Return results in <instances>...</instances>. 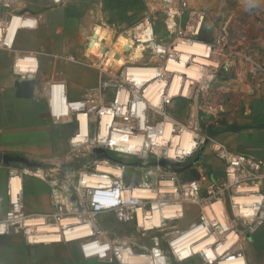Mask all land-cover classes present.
Here are the masks:
<instances>
[{
	"label": "crops",
	"instance_id": "0c3cea01",
	"mask_svg": "<svg viewBox=\"0 0 264 264\" xmlns=\"http://www.w3.org/2000/svg\"><path fill=\"white\" fill-rule=\"evenodd\" d=\"M99 1L63 0L56 4L53 0H23V7L26 8L21 11H28L36 24L33 28H19L22 22L15 15L6 37L11 42L15 36L13 49L0 50V152L22 155L39 165L45 160L67 158L71 154L67 153L68 137L74 126L71 121H59L53 111L55 114H70L63 90L68 99L77 100L90 94L100 82L101 73L82 58L85 39L93 25L92 19L101 12L96 9ZM100 4L104 7L103 16L106 13V20L119 29L127 28L135 16L143 13L137 6L135 14L130 16L129 0H103ZM201 7H204L206 17L197 36L200 41L216 43L219 36L226 32L231 18L225 21L226 16L242 7L249 10L259 34L247 42L241 43L239 40L236 51L231 49L234 41L218 44L223 47L222 51L228 55V60L214 59L218 61V67L213 68L217 76L211 82L208 96L200 98L201 103L209 101L210 105L220 104V107L210 106L211 109L228 111L226 117L229 124L252 126L223 132L210 139L204 159L197 169L210 178L220 179L224 175L226 161L218 156L214 144L220 146L219 151L224 149L264 159V128L256 127L264 123V0H206ZM87 47L88 44L85 53ZM25 52H35L39 64V82L31 96L19 95L14 86L13 64L17 55ZM53 78L57 82L53 84L50 95L43 90L41 82ZM174 101L187 102L188 99L182 97V100ZM72 107L81 109L83 104L73 102ZM83 116L80 114V120ZM20 166H0V180L3 178V169L7 172L6 194L9 171L21 169ZM175 174L182 182L197 179L190 170L182 173L175 171ZM0 193L3 196L2 208L6 211L8 197L5 198L1 190ZM23 203L30 213L48 212V185L24 175ZM77 234L80 233L70 236ZM87 246L82 241L28 244L21 236L1 238L0 264H120L114 258H102ZM247 258L254 264H264V251L258 256L254 248H250ZM200 262L199 258L193 257L174 264Z\"/></svg>",
	"mask_w": 264,
	"mask_h": 264
},
{
	"label": "built area",
	"instance_id": "2783aa9c",
	"mask_svg": "<svg viewBox=\"0 0 264 264\" xmlns=\"http://www.w3.org/2000/svg\"><path fill=\"white\" fill-rule=\"evenodd\" d=\"M54 3L60 4L63 0H53ZM202 12V11H201ZM194 11L191 16L189 24L191 25V35H197L201 30L202 24L205 19V14L202 12ZM171 14L177 15V10H171ZM22 15H16L20 18L22 25L19 28H33L35 27L36 20L30 15L28 16L27 13H21ZM15 15L12 16L11 21L13 20ZM5 20L4 14L0 11V34L2 35V40L0 41V50L1 49H13V43L15 36L13 37L12 41H7V33L9 30V25ZM151 25V23L147 24ZM144 23H141V26H147ZM152 26V25H151ZM18 28V29H19ZM153 28V27H152ZM193 28V29H192ZM17 29V30H18ZM195 29V30H194ZM154 33V31H153ZM16 35V34H15ZM137 37V36H136ZM155 37V35H154ZM138 41L140 38L137 37ZM186 40H196L194 37L186 36ZM184 40V39H183ZM154 41H158V44L163 45L162 40L159 38L154 39ZM151 42V41H148ZM145 41V43H148ZM179 42V41H178ZM178 42L171 43V51L168 53L167 47L164 46V49L155 52L158 54V57L164 58L166 57L165 64H158L157 68L160 69L161 76L167 77L169 79V83L176 75V71H169L167 66V61L170 59V53L176 52V44ZM220 42H225L224 37H219L217 42H208L209 48L215 50L216 48L220 47L218 44ZM176 43V44H175ZM223 47H220L222 50ZM24 59L26 58H33L37 59V55L35 52H25L22 53ZM208 64H203L202 67V76L199 79H193L189 77L187 74H183L186 80L190 83V90L187 94H180L178 97L189 98L190 92L199 94L201 97H205L209 87L211 85L212 80L217 76V73L214 72L210 79H204V71H206V67ZM17 58L13 64V72L15 81H27V80H35L36 84L39 82L37 75L39 64L35 70H30L28 73L17 72ZM218 67V66H216ZM215 67V68H216ZM127 68L124 70V76L128 82L125 86H122L118 91L117 95L119 97V105L115 107L121 109L122 116L124 122L118 123L116 120V113L115 110L111 107H107L108 105H99L97 101H99L98 95H92L85 99H77L71 100L68 99L66 96L65 90H63V98L66 102V106L69 111L72 113L79 114V109H75L72 107L73 102H82L83 107L81 110L88 115H92V110L96 107L101 108L99 115L102 117L105 111L109 109H113V119L112 123L108 124V128L115 129V128H123L126 133L134 134L139 133L146 135V138H151L152 132H161V125H163L167 120H172V117L165 113L154 119L150 117L151 112L155 110H160L164 108L165 104L170 103L173 99L168 95L167 97V83L166 86L161 90V94L163 95V106H155L151 104V102L144 97V90L145 86L138 87L137 83L134 79H130L128 77ZM162 71V73H161ZM42 81L41 84L43 85V90L51 95V88L57 80L53 81ZM61 84V82H58ZM125 83V82H124ZM35 84V86H36ZM49 84V85H48ZM64 88V85L61 84ZM125 94V99H120V97ZM165 96V98H164ZM117 97V99H118ZM177 98V97H175ZM145 102L146 105L143 107L142 112L138 111V103ZM203 105V104H202ZM132 108V113L128 112L129 108ZM202 110V108H200ZM81 111V112H82ZM217 111L214 109V112ZM120 112V113H121ZM53 114L57 116H63V119L66 118V114ZM217 115V114H216ZM200 119L198 118L197 123L200 126ZM100 124V122H99ZM174 126V133L176 135H180L182 132V128L179 123L173 121ZM100 131V129H99ZM78 131L73 134L70 138L69 143L73 150L78 149L79 151H71L72 159L73 157L80 156V147L82 145L87 144L90 140L84 142H75V135H77ZM100 133V132H99ZM97 134L94 141H92V145L98 147L100 145L104 146L105 149L109 151H113L112 145L102 144L100 139L98 138L100 134ZM89 137V135H88ZM90 139V138H89ZM199 140V139H198ZM204 138L198 142L197 146L193 149L192 152H184L182 155H178L175 158H171L166 154V150L161 154L157 153V149H154V144L151 142V148H147L146 154H130L131 156H137L142 160H148L150 158H156L159 162L161 158L176 161L180 164L184 163L187 159L191 158L197 149L199 148L200 144L204 142ZM228 152V151H227ZM232 153V152H229ZM217 154L220 158L226 161V168L224 170V175L220 179L210 178L207 182L206 192L202 196V181L205 180L207 174L198 172L199 178L192 179L181 183L175 171H173L170 167H165V176L170 178L172 181L171 186L164 187L162 185L163 181L158 183H154L151 181V172L144 171L142 175L141 181L139 183L135 182H126L125 181V167L122 166V173L116 174L114 172H110L107 170H101L98 168L97 161H92L91 163L88 162L86 166H78L76 168L68 166L69 161L62 162L61 164H54L53 169L51 170L50 175L48 174L47 177L41 178L43 179L49 187L50 190V210L45 213H30L28 212L23 203V189L21 190V195H19L16 199L13 198L11 194V182L15 176L20 175L23 182L24 175H30L29 172L25 170V168H14L9 171L8 176V188H7V195H8V209L3 211L2 203H3V196L0 193V240L1 238H12L15 236H21L24 241L28 244H38V243H51V242H40L37 239H33L32 236L39 233V226L35 225L32 226L29 224V221L40 216L45 220L47 223L57 226L58 232L65 233L66 228H75L74 225L76 224H84L90 223L91 220H95L93 216L101 212H111L113 211L118 219L123 223H132L135 222L137 224V228L142 232L147 231H158L163 225L167 223L169 220H176L183 216H174L172 218H164L162 222L155 223L153 220V215L155 209H162L166 205H174L178 202L182 201V207L184 202H192V203H201L202 205H209L210 202H214L217 199L223 200L226 205L227 216L224 217V222H220L217 218L211 219L206 213L205 215L201 216V223L198 224L203 227V230L206 232L213 231L217 235V242L215 244L219 245L225 238L230 234V232L238 233L241 236V240L231 246L230 249L227 250L226 255L230 253H234L235 255L244 256L246 259L247 264H254V262L250 261L247 258V250L253 248L252 240L249 239V236H253L255 233L259 232L261 228L264 226V159L257 158L254 156H250L247 154L242 153H232L231 155H224L221 151H217ZM129 155V156H130ZM29 169V168H28ZM30 169H34L31 168ZM146 169H148L146 167ZM91 175V177L96 178L95 183L94 181H90L86 179V175ZM35 176V175H33ZM136 185L144 186L149 188L150 190L154 191V193L148 196H134L133 194L125 197V192L130 193ZM98 192L107 193L111 196L116 198V202L113 205H105L103 202L98 200L97 194ZM240 197H256L254 200L249 201H239L238 198ZM74 219L71 223H64L67 219ZM217 219V221H216ZM142 221L149 223V226L144 225ZM211 222L210 225H205L208 222ZM197 226V225H196ZM210 226V227H209ZM94 230L88 236H81L75 238L73 240H69L67 238H62L57 242H70V241H77L82 240V242H88L86 238L93 235ZM98 232V231H97ZM190 232V231H189ZM206 234V233H205ZM56 242V241H53ZM243 242H246L245 245ZM154 243L158 244L159 241L157 238L154 239ZM173 242L171 243L173 249ZM158 247L156 251L153 248ZM126 251L132 255V250L130 248H122L118 250H111L110 254L105 250L104 253H98L101 255L102 258H114L120 264H131V262L125 261L123 258L122 253ZM109 255H108V254ZM150 255L156 256L159 255L164 259V262L161 263L157 261L152 264H165L166 260L169 258L164 253L162 247L153 246L150 249ZM197 254H192L187 258L183 259L177 255V252L173 249V257L174 261L176 262H183L187 259L195 257ZM201 257L200 264H210L206 261L205 257L202 254H198Z\"/></svg>",
	"mask_w": 264,
	"mask_h": 264
},
{
	"label": "rangeland",
	"instance_id": "374dc122",
	"mask_svg": "<svg viewBox=\"0 0 264 264\" xmlns=\"http://www.w3.org/2000/svg\"><path fill=\"white\" fill-rule=\"evenodd\" d=\"M102 1L103 0L99 1L98 6L96 8L98 11H101L100 15L98 16L96 14V16L92 19V23H93L92 28L88 33V35L86 34L87 36L85 39L84 52L82 56V58H85L88 61L90 67L98 70L102 76L100 77V82L97 84L96 89L92 90L90 94H88L87 96L81 99L88 98L92 95H98L99 101H97V104H99L100 106L108 105L107 107L113 108L116 113V120L118 121V123H121L124 122L121 109L115 107L114 105L115 104L116 106L119 105L118 103L119 97L117 96L119 95L118 91L122 86H125V84L128 82V80H126L124 76L123 73L124 70L130 66L131 68L140 67L136 65L158 66V64H165L167 60L166 57L164 58L158 57V54L154 51L152 47L149 46V43H146V46L143 44H138L137 50L131 52L130 54L124 55L121 52V50L118 48L119 43L125 39L123 36H127V37L131 36L134 38V40L137 43H139L136 37L137 36L136 29L141 25V23H144V25L151 23L155 37L159 38L160 40L163 41V43H165L164 46L167 47L169 53L171 51V47H170L171 43L173 44L174 42L182 41L183 39L186 38V36L194 37L197 39V36L200 34L201 30L197 35L195 36L191 35L192 34L191 27L187 25L190 19L192 18L191 14L194 11H198V12L202 11L205 14V9L204 7H201V5L206 0H129L130 16H133L135 14L137 6L139 10L140 9L143 10L142 11L143 13H141L138 17L135 16L127 28H120V29L117 28L115 25L111 24L110 22H108V20H106L105 18L106 13L103 16L104 7H102L100 4V2ZM189 2H191L190 5ZM23 5H24L23 0H0V11L4 14L7 24H9L13 15H22L21 13H27L28 16L31 15L28 11H23V10L21 11L22 8H26L23 7ZM171 10H177L178 14L177 15L171 14L170 13ZM234 14H229L228 16H226L225 21H227L230 17L231 18L228 21L229 23L226 27V32L224 31L219 37H224L225 42L227 43H229L230 40L235 41L231 49L233 51H236L235 48L239 46V40L241 41V43L247 42L251 40V38L254 35H259V34L257 32L258 29L255 20L249 16V10L246 7L237 9V11ZM96 29L102 30L103 32L102 35L104 36L105 40H103V43L98 42L97 47L94 48L93 46H91V44L89 45V42L91 36L96 35L94 33L96 32ZM239 35L241 36V38L239 37ZM156 43L158 44V41H156ZM87 44L88 47L86 48V53H85V47L87 46ZM103 47L105 48L104 50L105 54L101 55L100 52L103 51ZM115 56L118 57L117 60H113ZM211 56L212 57L210 58V61H208L209 64L206 67L207 70L204 71L203 74L204 79L211 77V75L215 72L213 68L217 66L218 61H214V59L219 58L221 60L222 59L228 60V55L224 54V52L220 50V47L214 50ZM24 57L27 56H24L22 53L21 54L19 53L17 55V62L19 59H24ZM121 59H124L126 61L125 65L118 63L120 62ZM111 65L113 66L108 67ZM53 79L57 80L56 78ZM48 81H50L49 82L50 84L51 80ZM206 96H208V94H206ZM200 98L201 96L199 94L197 95V93H193V91L190 92L189 98H187L188 99L187 102L174 101L175 99L182 100V97L173 98L170 103L165 104L164 108L151 112L150 117L156 119L162 116L166 112L172 117V120L179 123L181 127L185 126L197 132L199 134L198 136L199 141H201L203 138L206 140L208 138L207 132L204 129H202V127H199L197 123V120L200 117V112H201L200 108H202V106H205V104L209 106H218V107H220V104L217 103V105H214V103H211L210 105L208 104L210 103L209 101H205L204 103H201L200 100L202 99ZM210 101L212 102L213 99ZM132 110L133 109L130 107L128 109V112L132 113ZM100 111L101 108L96 107L94 113L92 110L91 113L92 115H88L90 119V123H89L90 142H88L85 145H82L80 147L81 149L80 156L73 157V159H70V155L72 154L71 151L77 152L79 150L78 149L73 150V148H71L70 146L69 140L73 136V134L79 130V120H78L77 112L72 113L71 111H69L70 114L67 113L66 115L68 116L64 119L63 116H57L56 118L59 121H71L70 123L74 126V130L68 137L67 153H71V154L67 158L45 160L42 162L43 165L40 164L34 169L44 168L46 169L47 174L50 175L51 170L54 167L53 165L59 163L61 164L64 161H69L68 166L74 168L78 166H86L88 162L91 163L92 161H97L98 168L102 162L117 167L124 166L125 167L124 176L126 182H135V183L142 182L141 178L142 175L144 174V171H149V170L152 176L151 181H153L154 183H158L163 180H170V178L165 176L166 170L164 166L159 164L160 161L167 159L161 158L159 162L156 158L142 160L137 156L117 154L113 151H109L105 149V147L102 145L98 147L93 146L91 140L95 142L94 139L95 137H97V134L99 133V129H100V124H99L101 117L99 115ZM178 114H180V117H178ZM217 118L219 119L220 117L217 116ZM80 121H81V131L85 132L86 130H88V123L86 121V117L83 116ZM211 124L217 125L216 128H221L216 121H212ZM205 140L200 144L195 154L191 158L187 159L184 163L180 164L179 162L176 161H170V160L168 161L176 164H180L178 165L180 167L186 165L188 162L192 161L196 157L200 148L205 144ZM207 146L208 144L206 145V148ZM97 149H99L100 151H96ZM104 151L107 152L112 158L108 157ZM139 161L144 163H150V162H158V163L151 164L149 166H140L134 164L135 162H139ZM17 165L20 166L21 164H17ZM197 166L198 164L196 165V167ZM20 167L23 169L25 167L30 169V167L23 164ZM146 167L148 169H146ZM28 174L30 175H26V176H28L29 178L36 179L37 181L46 184V182L43 179L37 176H33L31 172H29ZM6 176H7V172L5 169H3V178L2 180H0V190L3 191V195L5 196V198L8 197L6 194ZM209 179L210 177L207 175L205 180L203 179L201 183L202 196L206 192V186ZM180 182L183 183L182 181ZM212 202H210L209 204H211ZM205 207L206 206L202 205L201 203L184 202L182 217L176 220L167 221V223L163 225L158 231L151 230L147 232L140 231L137 228V224L135 222L123 223L118 219V217L113 211L101 212L96 216H93L95 221L99 225V231L98 232L95 231L93 235L86 238L88 241L87 248L93 249L98 253L99 252L104 253V251L106 250L109 254L111 250L119 251L122 248L124 249L130 248L134 256L137 251L140 253L139 255L142 254L150 255L151 247L159 245L164 250L166 256L169 257L165 261L166 262L165 264L179 263L174 261L173 249L171 243L175 239L191 231L196 225L201 223V216L205 215ZM155 238L158 239L159 241L158 244L154 243ZM77 241H82V240H77ZM243 243L247 245L246 242ZM122 255H124L125 261L130 262L132 260L131 262H134V260L131 259L132 255L129 254L130 257L129 258L126 257L127 256L126 251H124ZM195 257L199 258L200 261H202L200 255L197 254Z\"/></svg>",
	"mask_w": 264,
	"mask_h": 264
},
{
	"label": "bare ground",
	"instance_id": "6f19581e",
	"mask_svg": "<svg viewBox=\"0 0 264 264\" xmlns=\"http://www.w3.org/2000/svg\"><path fill=\"white\" fill-rule=\"evenodd\" d=\"M189 26L192 27L189 24ZM193 29V28H192ZM195 30V29H194ZM137 37L140 38L139 43H137L133 37L123 36L125 39L119 43L118 48L121 52L126 55L130 54L131 52L137 50L138 44H143L146 46V42L149 43V46L152 47L156 52H159L164 49L163 45L157 44L154 39L153 28L151 25L147 26H139L136 29ZM96 35H92L89 45L93 46L94 48L97 47L98 42H102L105 40L104 36L102 35L103 32L100 29H96L94 32ZM2 40V35L0 34V41ZM208 42H203L198 39H184L179 41L176 44V52L170 53L171 57L167 61V66L169 71H176V75L173 80L170 81L167 77L161 76L160 69L157 68L156 65L150 66H142L136 65L140 67H133L127 68L128 77L130 79H134L137 83L138 87L145 86L144 90V97L145 100L148 99L151 104L155 106H163V95L161 94V90L166 86L167 97L168 95L172 98L178 97L180 94H187L190 90V83L183 74H187L189 77L193 79H199L202 74V67L203 64H209L210 58L212 57L211 54L214 50L210 49ZM116 44V43H115ZM217 49V48H216ZM215 49V50H216ZM105 48L103 47V51L100 52L101 55L105 54ZM121 53V54H122ZM215 54V53H214ZM117 56L113 58V60H117ZM133 59V58H132ZM137 60V59H135ZM106 62V61H105ZM115 63V62H114ZM113 63V65H114ZM119 64L125 65L126 61L121 59ZM108 66V67H112ZM38 66L36 59L33 58H26V59H19L17 62L16 70L17 72L28 73L30 70H35ZM134 66V65H132ZM162 73V71H161ZM210 79V77L208 78ZM126 95L123 94L120 99H125ZM165 98V96H164ZM146 105L145 102H139L137 105V109L139 112H142L143 107ZM202 106V105H201ZM214 109L217 111L214 112ZM211 109L210 106H202V110L205 115L203 116V121L206 124L211 123L210 118L214 115V118H217L218 112H221V108H214ZM78 120H79V130L77 135H75L74 141L77 142H86L89 139V131H90V119L88 114L83 112L79 109ZM82 111V112H81ZM113 109H109L104 112L102 117H100V135L99 139L102 144L112 145V149L115 153L121 155H130V154H146L147 148H151V142L154 144V149H157V153L161 154L164 149L166 150V154L171 157L175 158L178 155L184 154V152H192L193 149L197 146L199 140V134L187 127L182 128V132L180 135H176L173 129V120H167L163 125H161V132H152L151 138H146V135L139 134V133H126L123 128H115L111 129L108 128V124L112 123L113 119ZM80 114H84L86 117V121L88 123V130L85 132L81 131L80 127ZM216 121V119H215ZM216 150L220 149L219 145H213ZM221 153L224 155H231L232 153L227 152L226 150L222 149ZM101 170H107L110 172H114L116 174L122 173V167H117L114 165L106 164L102 162L99 165ZM25 170L31 172L33 175L39 178L47 177L46 169L39 168V169H28L27 167ZM86 179L90 180L91 182L94 181L96 178L91 177V175H86ZM172 181L170 180H163L162 185L167 188V186L172 185ZM23 189V182L20 175L15 176L11 182V194L14 199H16L19 195H21V190ZM154 193V191L146 188L144 186L136 185L134 189L127 193L125 192V197L128 198L129 194L134 196H148ZM98 200L103 202L105 205H113L116 202V198L111 196L107 193L98 192L97 194ZM256 197H240L238 198L239 201H249L254 200ZM183 211L182 201L178 202L174 205H166L162 209H155L153 220L155 223L162 222L164 218H172L174 216H181ZM205 213L213 219L217 218L220 222L225 223L224 217L227 216L226 205L221 199H217L216 201L212 202L211 204L205 207ZM216 219V221H217ZM74 219H67L64 223H71ZM144 225L149 226L150 224L142 221ZM210 221L205 225H210ZM29 224L32 226L38 225L39 226V233L32 236L33 239H37L40 242H53L61 240L62 238H67L69 240H73L75 238L81 236H88L94 230L99 231V225L95 220H91L90 223L84 224H76L74 225L75 228H66L65 233L63 230L58 232V227L47 223L43 220L42 217L38 216L29 221ZM210 227V226H209ZM87 230V232H82ZM73 233H80L77 235L70 234ZM206 233V234H205ZM241 240V236L238 233L230 232V234L223 240L219 245H216L217 242V235L211 231L206 232L203 230V227L200 225L195 226L190 232L185 233L184 235L178 237L173 241V249L177 252L179 257L185 259L192 254H202L205 257L206 261L210 264H247L245 257L235 255L234 253H230L226 255L228 249L231 248L234 244L238 243ZM158 247L153 248L154 251L157 250ZM126 257L129 258V252H126ZM125 257V258H126ZM124 258V255H123ZM131 259L134 262L131 264H152L154 262L160 261L161 263L164 262V259L159 255L152 256L146 254H135Z\"/></svg>",
	"mask_w": 264,
	"mask_h": 264
},
{
	"label": "water",
	"instance_id": "95a60500",
	"mask_svg": "<svg viewBox=\"0 0 264 264\" xmlns=\"http://www.w3.org/2000/svg\"><path fill=\"white\" fill-rule=\"evenodd\" d=\"M239 37L241 38L240 35H239ZM234 43H235V41H234ZM35 84H36L35 80H27V81H22V82L15 81L14 82V86L16 87V90H17L18 94L21 96L22 95H30V96L33 95ZM228 113L229 112L226 110H222L221 112H218L217 116L220 117L219 119L214 118V115H212V117L210 118L211 122L215 121V119H216L217 124L221 127V128H216L217 125L211 124V123L206 126V124L203 121V116L205 115V113L203 111H201L200 112V117H201L200 124H201L202 129H204L207 132L208 138L205 140V144L200 148L196 157L192 161L188 162L186 165H184L182 167L178 166L180 164H176V163L170 162L168 160H162L159 162V164L162 166H165V167H170L178 173H182V172H186V171L190 170L191 172H193V174L196 176V178H199V174H198V170H197L196 165L200 164L203 161L206 145L209 143L211 138H214L215 136H217L218 134H221L223 132H228V131L234 132V131H238V130L247 129V128L252 127L249 124H246V125L229 124L227 117H226L228 115ZM256 127L264 128V123L260 124ZM96 151H100V150L97 149ZM105 153L108 157H111L107 152H105ZM156 163H158V162L144 163V162L139 161V162H135L134 164L140 165V166H149L151 164H156ZM12 164H23V165H26V166L31 167V168H35L39 165L37 162H34V161L30 160L29 158L22 156V155L0 152V166H3V165L9 166ZM249 239L252 240V245H253V248L256 251L257 255L261 256L262 252L264 251V226L261 228V230L259 232L255 233L253 236H249Z\"/></svg>",
	"mask_w": 264,
	"mask_h": 264
}]
</instances>
